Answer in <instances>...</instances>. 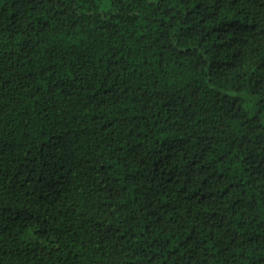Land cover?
Masks as SVG:
<instances>
[{"label": "trees", "instance_id": "obj_1", "mask_svg": "<svg viewBox=\"0 0 264 264\" xmlns=\"http://www.w3.org/2000/svg\"><path fill=\"white\" fill-rule=\"evenodd\" d=\"M264 0H0V264H264Z\"/></svg>", "mask_w": 264, "mask_h": 264}, {"label": "rangeland", "instance_id": "obj_2", "mask_svg": "<svg viewBox=\"0 0 264 264\" xmlns=\"http://www.w3.org/2000/svg\"><path fill=\"white\" fill-rule=\"evenodd\" d=\"M263 122H264V116H263Z\"/></svg>", "mask_w": 264, "mask_h": 264}]
</instances>
